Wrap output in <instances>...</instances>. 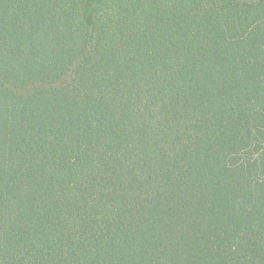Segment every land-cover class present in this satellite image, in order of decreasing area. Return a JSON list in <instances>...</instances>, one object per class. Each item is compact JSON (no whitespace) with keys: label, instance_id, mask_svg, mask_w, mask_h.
Masks as SVG:
<instances>
[{"label":"trees","instance_id":"16d2710c","mask_svg":"<svg viewBox=\"0 0 264 264\" xmlns=\"http://www.w3.org/2000/svg\"><path fill=\"white\" fill-rule=\"evenodd\" d=\"M0 264H264V0H0Z\"/></svg>","mask_w":264,"mask_h":264}]
</instances>
